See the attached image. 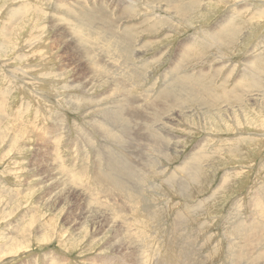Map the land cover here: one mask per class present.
<instances>
[{"label":"rangeland","instance_id":"1","mask_svg":"<svg viewBox=\"0 0 264 264\" xmlns=\"http://www.w3.org/2000/svg\"><path fill=\"white\" fill-rule=\"evenodd\" d=\"M187 1L0 0V264H264V0Z\"/></svg>","mask_w":264,"mask_h":264},{"label":"bare ground","instance_id":"2","mask_svg":"<svg viewBox=\"0 0 264 264\" xmlns=\"http://www.w3.org/2000/svg\"><path fill=\"white\" fill-rule=\"evenodd\" d=\"M170 1V0H169ZM180 2H182V4L181 3H179L180 4V7H181V9H179L178 11L176 10V12L178 13L177 15H179L181 18L182 17H186V16H188V15H190V10L192 11L194 8H192L191 7V3L190 2H183V0H179ZM191 1V0H190ZM262 1V0H261ZM81 2V1H80ZM127 2V1H126ZM168 2V1H167ZM228 2V1H227ZM247 2V1H246ZM250 2V1H249ZM260 2V1H259ZM264 2V1H263ZM175 2L173 1V4H174ZM176 3H177V1H176ZM175 3V4H176ZM229 3V2H228ZM129 5H130V3H128ZM238 4H243L242 2H239ZM262 4V3H261ZM177 5L178 4H176V8H178L177 7ZM243 5H245V4H243ZM59 6V5H58ZM131 6V8H133V5H130ZM147 6V5H146ZM145 6V7H146ZM163 6V5H162ZM168 9H171V5L170 4H168V5H165ZM195 6V5H194ZM258 6V5H257ZM128 7V5H126L125 4V6H124V9L125 8H127ZM246 7V6H245ZM245 7H241L242 9L243 8H245ZM58 8V7H57ZM175 8V9H176ZM190 8H192V9H190ZM237 8V10H239V7H236ZM235 8V9H236ZM155 9V8H154ZM248 9V8H247ZM129 10V9H128ZM127 9H126V13H127V11H128ZM195 10V9H194ZM217 10V9H216ZM233 10V9H232ZM245 10V9H244ZM133 11V10H132ZM210 11V10H209ZM213 11V10H212ZM262 11V10H261ZM58 12V11H57ZM69 12V11H68ZM130 12V11H129ZM134 12H136V11H134ZM175 12V13H176ZM193 12V11H192ZM240 11H232L231 13H228V14H226L215 26H212L211 27V30L210 31H212V33L210 34V33H207L206 35H208L207 36V39L209 40V41H211V42H215V43H220V42H223L224 40L227 42L230 38H232L233 36H235V34H236V31L235 30H232V28H237V27H232V24H234V17H238L239 16V13ZM132 13V12H131ZM130 13V14H131ZM75 14V13H74ZM104 14V13H103ZM194 14H195V12H194ZM193 14V15H194ZM78 15V14H77ZM134 15V14H133ZM192 15V16H193ZM122 16V15H121ZM132 16V15H131ZM136 17V16H135ZM134 17V18H135ZM200 17H202V16H200ZM212 17V16H211ZM91 18H93V15L92 14H88V15H86V23H90V21H91ZM129 18L131 19V17L129 16ZM192 18V17H191ZM191 18H190V20H191ZM195 18V17H194ZM194 18H193V20H194ZM99 19H100V17H99ZM189 19V18H188ZM197 19V18H196ZM199 19V18H198ZM240 19V18H239ZM251 19V18H250ZM153 20V19H152ZM189 20V21H190ZM99 21V20H98ZM102 21V20H101ZM137 21V20H136ZM142 21H144V20H142ZM192 21V20H191ZM160 22V21H159ZM195 22V21H194ZM240 22V21H239ZM242 22V21H241ZM77 23V22H76ZM243 23V22H242ZM99 24V23H98ZM101 24V23H100ZM239 24V23H238ZM67 25V24H66ZM128 25V24H127ZM240 25H242V24H240ZM138 26V25H137ZM254 26V25H253ZM252 26V27H253ZM93 27V26H92ZM67 28H68V26H67ZM70 28V27H69ZM127 28H129V27H127ZM200 28V27H199ZM251 28V27H250ZM131 29H132V27H131ZM130 29V30H131ZM75 30V29H74ZM126 30V29H125ZM76 31V30H75ZM128 31H129V29H128ZM133 31V30H132ZM147 31H149V30H147ZM131 32V31H130ZM263 33V32H262ZM154 34V33H153ZM62 35V34H61ZM81 35V34H80ZM160 35V34H159ZM132 36V35H131ZM144 36V35H143ZM150 37H152V36H150ZM74 38V37H73ZM116 38H118V37H116ZM130 38V37H129ZM178 38V37H177ZM236 38V37H235ZM248 38V37H247ZM127 39V38H126ZM124 40L123 39V42L125 41V42H127V40ZM142 39V38H141ZM206 39V38H205ZM122 40V39H121ZM232 40V39H231ZM142 41V40H141ZM193 41H195L194 39H193ZM56 42V41H55ZM61 42V41H60ZM80 42H81V40H80ZM65 43V42H64ZM82 43H84V42H82ZM134 43V42H133ZM189 43H191V42H189ZM208 43V48H210V46L212 45V43H211V45L209 46V42H207ZM192 44V43H191ZM64 45V44H63ZM89 45V44H88ZM183 45V44H182ZM193 45H195V44H192V46ZM119 46V45H118ZM188 46V45H187ZM191 46V45H190ZM190 46H188V48L186 49L185 48V50H184V52H180V50H179V54H177V56L178 57H181V58H185L186 57V55H188L190 52H191V49L192 50H194V51H196L197 50V48L196 47H190ZM36 47V46H35ZM43 47H45V46H43ZM87 47V46H86ZM181 47V46H180ZM184 47H186V46H184ZM46 48V47H45ZM54 48V47H53ZM79 48V47H78ZM83 48V47H82ZM181 48H183V47H181ZM90 49V48H89ZM188 49H190V50H188ZM79 50V49H78ZM88 50V49H87ZM183 50V49H182ZM188 50V51H187ZM92 51V50H91ZM27 52V51H26ZM83 52V51H82ZM46 54V53H45ZM83 54V53H82ZM88 54V53H87ZM56 55V54H55ZM94 55V54H93ZM99 55V54H98ZM89 56V55H88ZM85 57V56H84ZM177 57V58H178ZM258 57V56H257ZM63 58V57H62ZM90 58V57H89ZM177 58L175 59V60H177ZM191 58V57H190ZM85 59H86V57H85ZM179 59V58H178ZM72 60V59H71ZM84 60V59H83ZM229 60V59H228ZM255 60V59H254ZM257 60V59H256ZM82 61V60H81ZM85 61V60H84ZM106 61V60H105ZM260 61V60H259ZM177 62V61H176ZM248 62V61H247ZM49 63V62H48ZM101 63V62H100ZM255 63V62H254ZM251 64V63H250ZM183 65V64H182ZM256 65V64H255ZM43 66V65H42ZM95 66V65H94ZM103 66V65H102ZM175 66V67H174ZM173 67L174 68H176L177 69V65L175 64ZM177 66V67H176ZM252 66V65H251ZM81 67V66H80ZM101 67V66H100ZM130 67V66H129ZM206 67V66H205ZM253 67V66H252ZM39 68V67H38ZM76 68V67H75ZM179 68V67H178ZM255 68V67H254ZM228 69V68H227ZM183 70H185V69H183ZM187 70V69H186ZM251 70V69H250ZM181 71V70H180ZM257 71V70H256ZM92 72V71H91ZM182 72H184V71H182ZM187 72V71H186ZM255 72V70H253L252 72H250L251 73V75H252V73H254ZM179 73V72H178ZM250 73L248 74V79L247 78H245V76H244V78L246 79V80H248L247 81V84H246V86H248V87H250V88H252L253 86H257L256 85V83H257V80H256V78H253L252 76H250ZM255 74V73H254ZM91 75V74H90ZM181 75V74H180ZM237 75V74H236ZM256 75V74H255ZM176 76V75H175ZM178 76V75H177ZM177 76H176V78H177ZM199 76L200 75H198L197 77H186V79L185 78H183L184 80H182V76H180L181 77V79H176V81L174 82V84H173V86L171 87V85H170V91H167V92H164L163 94H161L162 96V98H159L158 97V99H162V100H164L163 102H165L164 104H166V101L165 100H167V101H171V97L172 96H175V94H180L181 92H182V94L183 93H186V92H188L189 94L187 95V93L186 94H184V95H187V96H189V97H187V98H185V100H187V101H193L194 103H197L199 106H205V107H208L209 106V101L210 100H212L213 102H212V104L214 103V101H218V100H222V99H226V100H228L229 99V101H232L233 103H235V102H239V99H240V96H242L240 93L241 92H243V89H245L244 88V85L243 86H240L241 85V83L239 84V79L237 80L238 81V83L236 84V85H233L231 88H229L228 86H227V82H226V78H223V81H222V87L221 88H219L220 89V91H223L224 90V95L223 94H219V91H217V88H215L213 85H212V83L209 81V84H207V85H202L201 83H199L198 82V80L201 78H199ZM254 76V75H253ZM30 77V76H29ZM94 77V76H93ZM139 77V76H138ZM172 77L174 78V75H172ZM171 77V78H172ZM184 77V76H183ZM246 77H247V75H246ZM101 78V77H100ZM140 78V77H139ZM141 79V78H140ZM193 79V82H197L198 84H200V87L199 88H196V86H195V84H193L192 82H190L191 80ZM88 80V79H87ZM92 80H93V78H92ZM171 80V79H170ZM175 79H173V81H174ZM123 81V80H122ZM172 81V82H173ZM186 81H189L190 83H185ZM228 81V80H227ZM122 84V83H121ZM171 84V83H170ZM230 86V85H229ZM54 87V86H53ZM168 87H169V84H168ZM56 88V87H55ZM127 88V87H126ZM164 88H166L165 86H164ZM168 90V89H167ZM34 92V91H33ZM32 92V93H33ZM204 92H208V94H209V97L206 95L205 97H203V98H201V97H199L198 96V93H204ZM248 92V91H247ZM36 93V92H35ZM34 94V93H33ZM179 94H178V96H179ZM36 95V94H35ZM35 95H33V96H35ZM87 95V94H86ZM106 95V94H105ZM172 95V96H171ZM160 96V95H159ZM180 97V96H179ZM47 98V97H46ZM178 98V97H177ZM181 98V97H180ZM115 99V98H114ZM172 99H174V98H172ZM179 99V98H178ZM157 100V99H156ZM175 100V99H174ZM98 101V100H97ZM158 101V100H157ZM156 101V102H157ZM177 101H179V100H177ZM181 101V100H180ZM122 102V101H121ZM123 102H125L124 100H123ZM155 102V103H156ZM175 102V101H174ZM222 102V101H221ZM93 103V102H92ZM162 103V102H161ZM171 103V102H170ZM173 103V102H172ZM184 103V102H183ZM183 103L182 102H180V104H182V108H184V106H183ZM103 104V103H102ZM113 104V103H112ZM130 104V103H129ZM136 104V103H135ZM157 104V103H156ZM127 105V104H126ZM137 105V104H136ZM158 105V104H157ZM167 105H169V104H167ZM171 105H173V104H171ZM170 105V106H171ZM175 105H176V103H175ZM214 105V104H213ZM218 105V104H217ZM221 105V104H220ZM100 106V105H99ZM130 106V105H129ZM164 106V105H163ZM162 106V107H163ZM197 106V105H196ZM198 106V107H199ZM215 106V105H214ZM141 107V106H140ZM202 107V108H203ZM212 107V106H211ZM101 108V107H100ZM109 108V107H108ZM113 108H115V107H113ZM119 109V108H118ZM122 109V108H121ZM120 109V110H121ZM132 109H133V107H132ZM154 109V108H153ZM152 109V110H153ZM206 109V108H205ZM215 109V108H214ZM135 110V109H134ZM155 110V109H154ZM208 111H209V109H207ZM123 111V110H122ZM121 111V112H122ZM130 111V110H129ZM145 111V110H144ZM158 111V110H157ZM224 111V110H223ZM141 112V111H140ZM111 113V112H110ZM241 113V112H240ZM113 114V113H112ZM123 114V113H122ZM242 114H244V113H242ZM128 115H129V113H128ZM253 115V114H252ZM115 116H116V114H115ZM118 116H119V114H118ZM121 116V115H120ZM136 116H138V115H136ZM199 116V115H198ZM152 117V116H151ZM214 117V116H213ZM131 118V117H130ZM193 118V117H192ZM104 119V118H103ZM134 119V118H133ZM141 119H143V117L141 118ZM152 119V118H151ZM200 119V118H199ZM105 120V119H104ZM119 120V119H118ZM145 120V119H144ZM153 120V119H152ZM151 120V121H152ZM228 120V119H227ZM112 121V120H111ZM129 121V120H128ZM136 121V120H135ZM138 121V120H137ZM96 122V121H95ZM104 122V121H103ZM101 123V122H100ZM107 123V122H106ZM131 123V122H130ZM134 123V122H133ZM235 123V122H234ZM137 124H138V122H137ZM143 124H144V122H143ZM104 125H105V123H104ZM129 125V124H128ZM127 125V126H128ZM126 126V127H127ZM216 126H217V124H216ZM19 129V128H18ZM217 129H218V127H217ZM244 129V128H243ZM219 130V129H218ZM250 130V129H249ZM50 131V130H49ZM57 131V130H56ZM206 131V130H205ZM204 131V132H205ZM245 131V130H244ZM236 132V131H235ZM145 133V132H144ZM19 134V133H18ZM153 134V133H152ZM51 135V134H50ZM130 135V134H129ZM145 135V134H144ZM235 135V134H234ZM246 135V134H245ZM52 136V135H51ZM143 136V135H142ZM231 136V135H230ZM42 137V136H41ZM131 137V136H130ZM250 137V136H249ZM40 138V137H39ZM54 138V137H53ZM158 138V137H157ZM42 139V138H41ZM41 139H39V140H41ZM120 139V138H119ZM47 140V139H46ZM53 140V139H52ZM250 140V139H249ZM123 141V140H122ZM145 141V140H144ZM233 141V140H232ZM52 142V141H51ZM146 142V141H145ZM170 142V141H169ZM6 143V142H5ZM26 143V142H25ZM46 143V142H45ZM143 143V142H142ZM141 144V143H140ZM139 144V145H140ZM143 145V144H142ZM151 145V144H150ZM2 146V145H1ZM25 146V145H24ZM145 146V145H144ZM143 146V147H144ZM154 146V145H153ZM116 147V146H115ZM32 149V148H31ZM43 149V148H42ZM54 153V152H53ZM25 155V154H24ZM29 155V154H28ZM198 155V154H197ZM191 156H193V158H194V156H196V154H191ZM244 156V155H243ZM197 157V156H196ZM198 158V157H197ZM23 159V158H22ZM191 160V159H190ZM189 160V161H190ZM200 160V159H199ZM186 161V160H185ZM194 161V160H193ZM192 161V162H193ZM50 162V161H49ZM192 162L190 163V165L192 164ZM195 162V161H194ZM187 163V162H186ZM200 163H202L201 162V160H200ZM124 165V164H123ZM122 165V166H123ZM46 166V165H45ZM57 166V165H56ZM196 164H194L193 163V165L189 168L191 171L193 170V169H195V170H197L198 169V167H197V169H196ZM46 168V167H45ZM53 168V167H52ZM39 169V168H38ZM134 169H136V168H134ZM131 170V169H130ZM34 171V170H33ZM54 172H55V170H53ZM57 171V170H56ZM61 171V170H60ZM184 171V170H183ZM14 172V171H13ZM132 173V172H131ZM232 173V172H231ZM33 174V173H32ZM184 174V173H183ZM189 174V173H188ZM30 175V174H29ZM111 175H114V174H111ZM246 175V174H245ZM126 176V175H125ZM176 176V175H175ZM261 176V175H260ZM62 177V176H61ZM234 177V176H233ZM181 178V177H180ZM183 178V177H182ZM5 179V178H4ZM42 179V178H41ZM111 180V182H114V183H117L116 181H114V177H111L110 178ZM120 179V178H119ZM233 179V178H232ZM106 180V179H105ZM180 180V179H179ZM23 182V181H22ZM60 182V181H59ZM70 182H71V180H70ZM133 182V181H132ZM69 183V182H68ZM111 184V183H110ZM69 185V184H68ZM30 186V185H29ZM61 188V187H60ZM68 189H69V187H68ZM56 190V189H55ZM60 192V191H59ZM65 192V191H64ZM68 192V191H67ZM83 192V191H82ZM63 193V192H62ZM75 193V192H74ZM49 195V194H48ZM89 195V194H88ZM84 196V195H83ZM85 197V196H84ZM102 197V196H101ZM83 198V197H82ZM88 198V197H87ZM116 198V197H115ZM26 199V198H25ZM81 199V198H80ZM91 199V198H90ZM111 199V198H110ZM66 201V200H65ZM69 202H70V200H69ZM116 204V203H115ZM118 204V203H117ZM100 205V204H99ZM8 206V205H7ZM78 206V205H77ZM13 208V207H12ZM125 208V207H124ZM11 209V208H10ZM9 209V210H10ZM127 209V208H126ZM259 209V208H258ZM7 210V209H6ZM88 211V210H87ZM95 211V210H94ZM104 211V210H103ZM263 214V213H262ZM30 215V214H29ZM83 215V214H82ZM113 215V214H112ZM2 216V215H1ZM107 216V215H106ZM110 217V216H109ZM263 217V216H262ZM3 218V217H2ZM133 218V217H132ZM261 218V217H260ZM1 219V218H0ZM13 220V219H12ZM82 220V219H81ZM256 221V220H255ZM262 221V220H261ZM77 222V221H76ZM233 222V221H232ZM235 222V221H234ZM237 222V221H236ZM235 222V223H236ZM10 223H11V221H10ZM81 223V222H80ZM115 223H116V221H115ZM67 224V223H66ZM109 224V223H108ZM123 225H125V224H123ZM244 225V224H243ZM236 227V226H235ZM239 227V226H238ZM123 228V227H122ZM126 228V227H125ZM232 228V227H231ZM237 228V227H236ZM103 229V228H102ZM253 229V228H252ZM120 230V229H119ZM125 230V229H124ZM130 230V229H129ZM245 230V229H244ZM247 230V229H246ZM126 232V231H125ZM130 232H131V230H130ZM243 232V231H242ZM241 232V233H242ZM240 233V232H239ZM240 233V234H241ZM246 233V232H245ZM245 233H243V234H245ZM262 233V232H261ZM242 234V235H243ZM134 235V234H133ZM238 235V234H237ZM254 235V234H253ZM240 236V235H239ZM122 237V236H121ZM126 237H128V236H126ZM258 237V236H257ZM37 238V237H36ZM244 238H245V236H244ZM255 238H256V236H255ZM49 239V238H48ZM125 239V238H124ZM142 239V238H141ZM31 240V239H30ZM42 239H40V241H41ZM143 240V239H142ZM247 240V239H246ZM245 240V241H246ZM254 240V239H253ZM105 241V240H104ZM242 241V240H241ZM248 242V241H247ZM138 243V242H137ZM236 243V242H235ZM243 243H244V241H243ZM121 244V243H120ZM140 244V243H139ZM242 244V243H241ZM62 245V244H61ZM129 245V244H128ZM131 246V245H130ZM133 246V245H132ZM242 246V245H241ZM11 247V246H10ZM21 247V246H20ZM140 247V246H139ZM3 248V247H2ZM143 248H144V246H143ZM139 249V248H138ZM142 249V248H141ZM129 250V249H128ZM244 251V250H243ZM242 251V252H243ZM114 252V251H113ZM241 252V251H240ZM252 252V251H251ZM12 253H14V251L12 252ZM138 253V252H137ZM245 253V252H244ZM248 253V252H247ZM16 254V253H15ZM117 254V253H116ZM234 254V253H233ZM242 254V253H241ZM119 255V254H118ZM243 255H245V254H243ZM140 256V255H139ZM234 256H235V254H234ZM233 256V257H234ZM239 256V255H238ZM25 257V256H24ZM27 257V256H26ZM131 257V256H130ZM141 257V256H140ZM246 257V256H245ZM235 258V260H236V264H238L237 263V261H238V258L237 257H234ZM128 259V258H127ZM234 260V259H233ZM241 260V259H240ZM132 261V260H131ZM249 261V260H248ZM140 262V261H139ZM239 262V261H238ZM244 262V261H243ZM133 263V262H132ZM141 263V262H140ZM96 264V263H95ZM240 264V263H239Z\"/></svg>","mask_w":264,"mask_h":264},{"label":"crops","instance_id":"3","mask_svg":"<svg viewBox=\"0 0 264 264\" xmlns=\"http://www.w3.org/2000/svg\"><path fill=\"white\" fill-rule=\"evenodd\" d=\"M235 263H236V260H235Z\"/></svg>","mask_w":264,"mask_h":264}]
</instances>
